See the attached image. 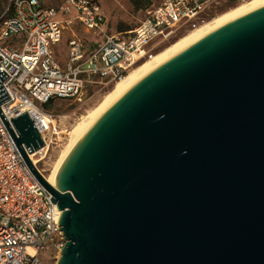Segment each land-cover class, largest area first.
I'll return each mask as SVG.
<instances>
[{
	"label": "water",
	"instance_id": "obj_1",
	"mask_svg": "<svg viewBox=\"0 0 264 264\" xmlns=\"http://www.w3.org/2000/svg\"><path fill=\"white\" fill-rule=\"evenodd\" d=\"M11 123L62 212L57 264H264V5L109 105L56 188L25 152L44 147L29 115Z\"/></svg>",
	"mask_w": 264,
	"mask_h": 264
},
{
	"label": "built area",
	"instance_id": "obj_2",
	"mask_svg": "<svg viewBox=\"0 0 264 264\" xmlns=\"http://www.w3.org/2000/svg\"><path fill=\"white\" fill-rule=\"evenodd\" d=\"M104 1L62 0L59 6L53 7L42 0H3L0 11V264H44L40 255L50 247L55 250L54 262L66 243L60 230L62 212L29 169L6 122L18 136L11 121L27 113L44 147H57L60 139L84 115L75 113L85 103L87 87H110L177 33L205 22L211 9L221 2L162 0L158 6L146 10L145 20L135 29L108 35L104 33L107 25L102 10ZM142 53L144 57L140 58ZM61 100L71 102L69 108H75L74 117L51 111ZM49 102H52L51 109L46 110L44 105ZM24 149L31 160L30 149Z\"/></svg>",
	"mask_w": 264,
	"mask_h": 264
},
{
	"label": "bare ground",
	"instance_id": "obj_3",
	"mask_svg": "<svg viewBox=\"0 0 264 264\" xmlns=\"http://www.w3.org/2000/svg\"><path fill=\"white\" fill-rule=\"evenodd\" d=\"M264 5V0H243L234 7L216 15L210 20H206L195 28L189 30L184 35L163 47L150 58L143 59L137 63L129 73L117 81L90 107L84 115L72 125L66 133V137L58 144V151L51 160L50 154L53 148L44 147L31 154V161L37 166L41 163H49L48 170H40L45 180L55 187L57 174L70 151L73 149L77 141L85 132L87 127L113 102L119 99L134 85L142 81L148 75L160 68L162 65L189 49L193 45L202 41L209 35L215 33L234 19ZM142 53L140 58H143ZM35 110V109H34ZM36 111V110H35ZM64 119V118H63ZM61 255V253H60ZM58 256V258L60 257ZM57 258V259H58Z\"/></svg>",
	"mask_w": 264,
	"mask_h": 264
},
{
	"label": "rangeland",
	"instance_id": "obj_4",
	"mask_svg": "<svg viewBox=\"0 0 264 264\" xmlns=\"http://www.w3.org/2000/svg\"><path fill=\"white\" fill-rule=\"evenodd\" d=\"M45 5L48 6H59L62 2V0H42ZM162 0H150V5L144 9V10H138L136 9L129 0H105L103 3V13L106 16L107 25L104 28V33L108 35H114L117 33H124L129 32L132 29H135L138 25H140L146 17V10L158 6ZM240 3V2H238ZM238 3L230 0H221L220 4L217 6H214L211 9V12L209 16L206 18V20H210L213 17H215L218 14H221L222 12L234 7ZM205 20V21H206ZM189 30L181 31L177 33L175 36H173L167 43H165L160 49L167 46L171 42H174L176 39L184 35ZM159 49V50H160ZM111 87V86H110ZM92 88L87 87L84 92V105L81 107V110L79 112H76L75 114L79 115L84 114L85 110H88L90 107H92L95 102L110 88ZM70 101L67 100H61L56 103L54 107H52L51 111L55 112L56 114L67 116L69 115L71 118L74 117L72 114L75 112V108L71 107L69 108ZM58 104V105H57ZM85 109V110H84ZM63 120V119H62ZM66 137H62L60 139V142ZM60 144V143H59ZM59 147L53 148L50 154L51 160L55 157ZM49 163H41L38 165V168L40 170H48L49 169ZM55 253V250L53 247H50L47 251L42 253L40 255L41 260L44 262V264H57V261L53 262V255ZM60 254L57 253V257Z\"/></svg>",
	"mask_w": 264,
	"mask_h": 264
},
{
	"label": "trees",
	"instance_id": "obj_5",
	"mask_svg": "<svg viewBox=\"0 0 264 264\" xmlns=\"http://www.w3.org/2000/svg\"><path fill=\"white\" fill-rule=\"evenodd\" d=\"M129 1L138 10H144L151 4L150 0H129Z\"/></svg>",
	"mask_w": 264,
	"mask_h": 264
},
{
	"label": "flooded vegetation",
	"instance_id": "obj_6",
	"mask_svg": "<svg viewBox=\"0 0 264 264\" xmlns=\"http://www.w3.org/2000/svg\"><path fill=\"white\" fill-rule=\"evenodd\" d=\"M3 0H0V11L2 9Z\"/></svg>",
	"mask_w": 264,
	"mask_h": 264
}]
</instances>
